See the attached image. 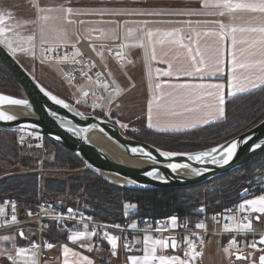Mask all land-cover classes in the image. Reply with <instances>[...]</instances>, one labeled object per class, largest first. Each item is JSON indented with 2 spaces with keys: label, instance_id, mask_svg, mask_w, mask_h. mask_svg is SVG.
<instances>
[{
  "label": "snow or ice",
  "instance_id": "6c2138e0",
  "mask_svg": "<svg viewBox=\"0 0 264 264\" xmlns=\"http://www.w3.org/2000/svg\"><path fill=\"white\" fill-rule=\"evenodd\" d=\"M25 6L32 13L30 17L16 15L20 6H0V52L17 63L19 57H24L33 65L39 63L55 69L73 89L70 98L76 104L92 109L93 113L99 109L107 121L122 128L128 125L113 117L122 115L118 110L123 107L127 89L118 83L109 67V58L126 68L133 63L128 55L133 48L143 50L149 91L144 128L154 133H185L225 120L227 98L264 90V0H196L194 5L183 6H149L140 0H98L87 5L73 4V0H25ZM85 42L91 54L82 50ZM32 78L36 80L35 75ZM222 80L226 83L219 82ZM37 85L54 104L88 119L38 81ZM5 104L30 106L27 99L0 94V106ZM17 119L0 110V122ZM67 131L80 136L88 129L67 121ZM35 138L41 139L39 135ZM24 139L20 136L19 142L23 144ZM251 139L249 136L225 140L185 152L156 147L155 154L145 146L126 147L131 154L144 156L152 165L173 174L190 169L193 175L201 176L210 171L208 165L230 166L241 145H247ZM257 149L264 150V141L253 142L248 150ZM177 157L183 159L177 161ZM189 162L204 167H192ZM160 167H149L143 175L167 183ZM125 184L137 185V181L127 179ZM258 191L260 194L255 195L244 189L238 204L211 216L221 232L232 234L221 249L226 264H264V232L254 227V223L264 224V187ZM38 207L40 211L26 208V219L21 220L15 201L0 200V244L11 245L0 247V258L7 264H50L43 254L54 249L60 253L57 264H97L96 257L85 253L101 254L105 242L111 257L118 259L123 248L124 264H202L205 236L209 234L204 206L198 213L205 214V218L194 224L173 215L156 221L155 227L144 221V229H138L136 222L123 226L114 221L100 222L71 207L63 212H56L51 204ZM122 208L127 217L129 210L138 205L125 202ZM45 218L64 234L62 239L45 237V233L53 234V226L45 223ZM129 228L144 234L129 240L124 235ZM249 236L253 238L248 239ZM169 249L171 255L166 254ZM99 264L106 261L101 258Z\"/></svg>",
  "mask_w": 264,
  "mask_h": 264
},
{
  "label": "trees",
  "instance_id": "16d2710c",
  "mask_svg": "<svg viewBox=\"0 0 264 264\" xmlns=\"http://www.w3.org/2000/svg\"><path fill=\"white\" fill-rule=\"evenodd\" d=\"M33 75L35 74L33 73ZM0 93L11 95L15 98H24L21 90L1 64ZM259 95H264V90H258L227 101L225 106L226 119L200 130L164 135L139 130L141 134L140 138L128 134H125V136L154 147H160L162 150L180 152L201 150L200 146L202 145L213 146L222 143L247 131L263 120L264 102L262 100L257 101L256 99L250 104L242 103L247 99ZM65 100L72 104L71 101ZM236 102L241 103L238 104L237 108L235 107ZM258 102H261L259 107ZM241 105L244 106L240 108ZM80 107L76 108L83 113L90 114L83 107ZM251 109H255L256 113H253ZM92 115L95 117L98 116L94 113ZM100 118L102 119V117ZM0 132H3V130H0ZM190 136H193V138H188L189 142L194 143L191 144L189 150L186 146H183V140L181 138ZM41 139L43 142L41 148L43 150L45 149L46 151L48 148H52L56 152L57 150L61 151L57 152L61 164L55 165L56 170L65 169L68 166L69 159L79 165L81 169L78 172L77 178L67 179L64 181L65 184H60L59 186L58 183L54 184L50 183L51 180H45L43 184L45 186L44 191H51L61 196L65 195L63 198V200H66L63 203L65 207L71 206L82 210L100 222L122 220L124 217L122 205L125 202H131L138 205V208L133 210V216L143 227H146L144 221L150 222L154 227L156 221L166 219L173 215L178 216L181 220L188 219L194 224L202 217H205V214L208 219H211V216L215 213L222 212L232 204L237 203L240 200V193L244 189H248L251 194L258 195L260 194L258 189L264 187V154H262L239 170L199 186L147 192L122 190L105 184L96 176L86 171L82 163L75 156L51 140L44 137H41ZM4 144L7 145L5 142ZM19 147L21 146L18 144L17 149H14L13 152V155L16 156L14 162L18 160V163L20 162L17 156L20 153ZM4 148L6 147L0 143V163L8 164L9 161H5V151L9 155L11 154L10 150H4ZM37 177L35 174L24 177L18 175L17 177L0 180V200L14 199L20 204L21 209L35 207L41 203L39 200L42 199L38 198L40 194L39 190H37L38 185L42 184V182ZM52 199L56 201L60 198L53 197ZM46 201L52 200L47 199ZM201 206L205 207V214L198 213V209Z\"/></svg>",
  "mask_w": 264,
  "mask_h": 264
},
{
  "label": "water",
  "instance_id": "95a60500",
  "mask_svg": "<svg viewBox=\"0 0 264 264\" xmlns=\"http://www.w3.org/2000/svg\"><path fill=\"white\" fill-rule=\"evenodd\" d=\"M0 64L23 93L24 98L22 99H27L30 105L15 106L5 104L0 106V110L18 118L12 122H0V130H26L51 140L75 156L86 171L111 187L138 192L195 187L237 171L264 154L262 149H257L255 152L248 150L249 145L253 142L264 141L263 119L247 131L229 139L231 141L232 139L252 137L247 145H241L235 161L230 166L219 168L214 165H208L210 171L201 176L193 175L190 169H182L178 173L173 174L169 169L159 165H152L144 156L131 154L126 146H145L153 151L154 154L156 147L126 137L110 121L101 118L96 119L94 118L95 116L84 113L85 116H88V119L85 120L81 116L75 115L73 111L54 104L40 92L37 81L33 80L32 76L5 52H0ZM73 107L81 112L74 105ZM51 112H55L56 115L53 116ZM67 121H71L72 125L79 128H87L88 131L80 136H75L67 131ZM20 124L36 125V127L21 129L19 127ZM92 125H95V127H92ZM95 135L99 136L107 145L99 146L96 144L92 140ZM57 137L60 139H57ZM159 159L163 160V158ZM176 159L180 161L183 158L177 157ZM189 163H191L192 167H204L196 162ZM152 166L160 167L161 173L168 178L167 183L143 175V172ZM127 179L136 180L137 185L125 184ZM138 185L145 186L140 187Z\"/></svg>",
  "mask_w": 264,
  "mask_h": 264
},
{
  "label": "rangeland",
  "instance_id": "374dc122",
  "mask_svg": "<svg viewBox=\"0 0 264 264\" xmlns=\"http://www.w3.org/2000/svg\"><path fill=\"white\" fill-rule=\"evenodd\" d=\"M98 0H73V4H81V5H87V4H93L97 3ZM128 2V1H125ZM142 4H146L149 6L155 5V2H149V1H140ZM184 4L179 3L177 6H183ZM0 6H20L16 9V15L20 18L30 17L31 11L25 6V0H6L4 4L0 3ZM88 54H91L90 51ZM19 64L31 75L33 73L35 74L36 80L39 82L40 85L44 86L46 89L53 92V94L58 95L60 98L67 99L73 103H75L74 99H71V94L73 89L70 88L67 84V82L62 78V75L58 73L55 69L48 68L46 66H42L39 63L33 65V62L30 60L29 62H25V60L22 57H19ZM22 63V64H21ZM109 67L111 70L115 73L118 72V69L121 68L120 66H117L116 62L113 61L111 58H109ZM126 68H124L125 70ZM123 71V69L121 68ZM129 97V96H128ZM125 99V98H124ZM262 100L264 102V95H259L257 97H253L250 99H247L246 101L242 102L243 104H250L252 101ZM261 102H258V107L261 105ZM76 104V103H75ZM238 104H241L239 102H236L235 107H238ZM244 105H241L243 107ZM239 108V109H240ZM83 109L87 111V113H93L92 109L86 108L83 106ZM253 113H256L255 109H251ZM96 115L103 117L100 115V110L96 109L95 113ZM130 117V116H128ZM130 121V120H127ZM132 125L129 124L127 128H122L120 126L119 129H121V133L128 134L131 136L141 137V134L139 131H137L135 128L132 129ZM129 129H132V131H128ZM198 137V136H196ZM188 138H193V136L181 138L183 140V146H186L187 149L190 150L191 144L194 142H189ZM7 143L6 144H4ZM0 143L5 146L4 150H10V154L6 153V159L5 161H9L8 164L6 163H0V180H4L5 178L9 177H17L18 175L21 176H31V174L37 175V179L42 182V184L38 185L39 190V197L42 198L39 200V202H46L47 199H51L53 201V197L60 198L59 200L53 201V202H61L65 195H59L54 194V192L44 191L45 186L44 181L45 180H51L50 183H58V186L60 184H65L64 181L71 178H77L78 172L80 169L79 165L75 164L72 160H68V166L65 167V169L56 170L55 165H60L61 162L58 159V154L55 151V149L48 148L46 151L43 148H37L33 150L29 149H23L20 148V153L17 155L18 159H20V162H14L15 157L13 155L14 149H17L18 143L16 141V135L13 132L4 131L0 132ZM186 149V150H187ZM188 151V150H187ZM62 155V153H61ZM85 174V172H84ZM2 178V179H1ZM68 188V187H67ZM197 193V192H196ZM241 198V197H240ZM62 199V200H61ZM63 203L66 202L64 199L62 201ZM131 211V210H130ZM167 236V235H165ZM179 239V238H177ZM221 240L219 237H210L208 238V244L204 247V256L202 260H204V264H226V260L224 259L223 253H222V246H226L227 244H220ZM228 243V242H227ZM25 244V243H23ZM11 245H4L0 244V247H10ZM220 249V250H219ZM182 255V252H181ZM0 264H7L6 260L4 258H0Z\"/></svg>",
  "mask_w": 264,
  "mask_h": 264
},
{
  "label": "crops",
  "instance_id": "0c3cea01",
  "mask_svg": "<svg viewBox=\"0 0 264 264\" xmlns=\"http://www.w3.org/2000/svg\"><path fill=\"white\" fill-rule=\"evenodd\" d=\"M5 1L6 0H0V3L4 4ZM125 1H128V0H125ZM140 1H144V0H140ZM146 1L155 2V5H162V6L163 5L177 6L179 3H182L184 5H188V4L194 5L196 3V0H146ZM128 55H129V58L133 61V63L127 65L125 70L123 68V71H122L121 68H119L118 72H115L118 83L121 85V87L127 89V94L123 97V107L118 110L120 113H122V115L114 116L113 120L119 119L124 124H127V125L131 124L133 126V127L131 126L132 129L135 128L137 131L145 130L144 121H145V113H146L147 99L149 97V91L147 87L146 67L143 62V50L139 48H133L129 50ZM22 58L25 60L26 63L30 61V59H26L24 57ZM154 66H160V65H154ZM213 82H216V81H213ZM219 82L226 83V80H222ZM255 91H258V90H253L252 92H255ZM252 92H249V93H252ZM249 93L239 94L236 97L227 98V101H230L232 99H235L237 97H240V96H243ZM127 120H130V121H127ZM219 122L221 121H218L216 123H219ZM114 124H116L118 128H120V124H117V123H114ZM208 126H211V125H208ZM208 126L200 127V128L191 130L189 132L200 130ZM132 129H129L128 131H132ZM145 131L151 132L153 134H159V133H154L149 130H145ZM167 134H179V133H167ZM160 135H164V134H160ZM254 225L256 229L262 226V224H255V223ZM142 236L143 235H135V236H131L130 239L134 240ZM214 237H218V236H214ZM219 238L221 240L220 242L221 245L227 244L225 239H222L221 237ZM20 243L23 244L27 242L20 241ZM207 244H208V239H207ZM101 247L104 249V251L101 254H97L95 252L85 253V254L96 257L97 264H99L101 258H103L106 261V264L109 260H110V264H124L125 256H123L121 252L119 254V258L117 259V258L110 256V253L108 252V245L106 242L103 245H101ZM133 254H137V253L133 252ZM166 254L171 255L172 250L169 249ZM59 255H60L59 249H54L52 251L44 252V257L49 259L50 264H57V257Z\"/></svg>",
  "mask_w": 264,
  "mask_h": 264
},
{
  "label": "built area",
  "instance_id": "2783aa9c",
  "mask_svg": "<svg viewBox=\"0 0 264 264\" xmlns=\"http://www.w3.org/2000/svg\"><path fill=\"white\" fill-rule=\"evenodd\" d=\"M116 64H117V66H119L117 62H116ZM64 67L67 68V66H64ZM77 105H78V104H77ZM78 106H81V105H78ZM81 107H83V106H81ZM13 132H14V134L16 135L17 143H18L22 148L29 149V150H33V149L41 148V147H37V146H36L37 144H43L42 139L37 140V139L35 138L37 134H35V133H33V132H30V131H24V130L13 131ZM20 136H24V138H25L23 144H21V143L19 142V137H20ZM40 137H41V136H40ZM29 145H31V147H30ZM249 197H251V195H249ZM2 200H3V199H2ZM12 200L15 201L16 204H17L18 212H19V218H20L21 220H25L26 217H25V215H24V210H25L26 208H25V209H21L20 204H19L16 200H14V199H12ZM239 202H240V201H238L237 203L231 205L230 207H233L234 205L238 204ZM48 204H51V205L53 206V208L55 209L56 212H63L66 208H69V207H65L61 202H48V201H46V202H41V203H39L38 205H36L35 207H32L31 209L34 210V211H40V208L38 207L39 205L47 206ZM230 207H229V208H230ZM71 208H73V209L76 210V211L82 212L81 210H78L77 208H74V207H71ZM82 213H83L84 215H86V216H91V215L86 214V213H84V212H82ZM237 215H239V213H237ZM201 219H204V218H201ZM201 219H199V220H201ZM163 220H165V219H162V220H159V221H163ZM44 222H45V223H49V224H51V225L53 226V234H52V236H48L47 233H45V237H46L47 239H49V240H53V237H59V238H61V239L63 238L64 234H63V233H60V232H57V231L55 230V224H54L53 221H51V220L45 218V219H44ZM108 222L110 223V222H113V221H108ZM114 222H116V223H120V224H122V226L125 225V224H127V223L136 222V223L138 224V229H144V228H145V227H143L141 224H139V223L137 222V220L133 218L132 215H129V216L123 218V219L120 220V221H114ZM206 222H207V221H206ZM223 222H227V221H223ZM33 223H34V222H33ZM207 224H208V223H207ZM154 227H155V226H154ZM179 231L183 233V229H180ZM26 232H27V228H26ZM258 232H264V224H263V226H262V229H260ZM208 233H209V234L205 236V240H206L209 236H219V237L225 238V239H226V242H228V241L232 238V234L221 232V231H220V226L215 225L213 221L211 222V226L208 224ZM115 234L120 235L119 232H116ZM132 234H138V235L141 234V235H143L144 233L141 232V231H139V230H133V229H130V228L127 229V231L124 233V235H127V236H128L129 240H131L130 237H131ZM183 234H184V235H187V233H183ZM154 235H158V234H155V233H154ZM164 235H168V233L166 232V233H164ZM39 236H40V233H37V238H39ZM31 238H32V237H29V239H31ZM177 238L180 239L179 236H178ZM252 238H253L252 236H249V237H248V239H252ZM240 239H243V237H240ZM53 242H55V241H53ZM121 250H122V252L124 253L123 248H121Z\"/></svg>",
  "mask_w": 264,
  "mask_h": 264
},
{
  "label": "bare ground",
  "instance_id": "6f19581e",
  "mask_svg": "<svg viewBox=\"0 0 264 264\" xmlns=\"http://www.w3.org/2000/svg\"><path fill=\"white\" fill-rule=\"evenodd\" d=\"M81 48H82V50H83L86 54L89 53V49H88V47H87V43H86V42L83 43V44L81 45ZM92 140H93L96 144H98L99 146H106V145H107V144H105V142H104L99 136H97V135L93 136V137H92ZM232 205H233V204H232Z\"/></svg>",
  "mask_w": 264,
  "mask_h": 264
}]
</instances>
